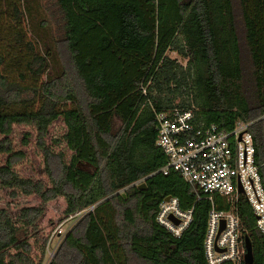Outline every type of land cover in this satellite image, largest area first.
<instances>
[{"label": "trees", "instance_id": "obj_1", "mask_svg": "<svg viewBox=\"0 0 264 264\" xmlns=\"http://www.w3.org/2000/svg\"><path fill=\"white\" fill-rule=\"evenodd\" d=\"M174 107L226 131L264 113V0H0V190L12 199L36 194L42 204L17 213L0 206V264L43 263L38 220L59 196L65 216L93 208L49 264H207L211 201L179 172L160 170L167 158L156 145L155 112ZM58 118L71 161L48 169L50 187L20 177L13 124L36 129L48 167L45 137ZM250 131L264 187V119ZM166 197L192 209L178 237L156 221ZM236 212L251 264H264V236L243 195Z\"/></svg>", "mask_w": 264, "mask_h": 264}, {"label": "built area", "instance_id": "obj_2", "mask_svg": "<svg viewBox=\"0 0 264 264\" xmlns=\"http://www.w3.org/2000/svg\"><path fill=\"white\" fill-rule=\"evenodd\" d=\"M261 119H264V113L251 121H239L233 129L226 131L196 119L191 109L174 107L155 112L156 145L167 158L160 170L163 174L170 169L179 172L187 183L211 201L203 241L207 264L224 261L239 264L243 259L245 245L236 212L239 195H243L252 208L256 227L264 236V187L260 166L255 162V143L250 131L253 123ZM215 198L227 206L216 208ZM92 208L65 216L48 231L46 258L42 264H49L55 257L66 234L63 224L76 222ZM170 216L178 223L175 224ZM191 220L192 209L182 210L175 197L164 199L156 214V221L177 237Z\"/></svg>", "mask_w": 264, "mask_h": 264}, {"label": "rangeland", "instance_id": "obj_3", "mask_svg": "<svg viewBox=\"0 0 264 264\" xmlns=\"http://www.w3.org/2000/svg\"><path fill=\"white\" fill-rule=\"evenodd\" d=\"M166 54L175 59L182 66H185L187 60L181 57L179 54L173 51H167ZM190 98V96H189ZM181 99H177L176 103H179ZM66 132V126L61 118L53 121L47 131L45 137V144L52 153V156L48 159L49 165L47 167L43 152L37 147L36 144V129L32 125L27 124H13L12 133L10 139L12 140L13 150L21 151L23 158L15 161L13 166L14 170L20 177L29 178L33 181H42L47 187H50L51 181L48 175V169L58 171L60 167V160L63 163H69L75 154L73 149H70L66 142L63 140V135ZM26 140V144H24ZM4 156V155H3ZM83 169L87 172H95L96 169L93 166L84 164ZM12 201V202H10ZM9 204V208L12 213H17L21 207L24 206H40L41 198L36 194L24 195L18 192L15 199L9 196V191L0 190V206L4 207ZM66 200L63 196H59L53 200L43 204L44 213L38 220V227L41 230V235L46 238L48 231L55 225L61 223L64 220L66 208ZM76 222L66 221L62 228L67 232L74 226ZM29 241L33 244L32 257L37 258L41 249L39 245L34 243L33 238ZM45 255L43 259L45 260ZM43 260V261H44Z\"/></svg>", "mask_w": 264, "mask_h": 264}, {"label": "water", "instance_id": "obj_4", "mask_svg": "<svg viewBox=\"0 0 264 264\" xmlns=\"http://www.w3.org/2000/svg\"><path fill=\"white\" fill-rule=\"evenodd\" d=\"M143 187V186H141ZM239 191L241 192V189L239 188ZM170 197H166L165 200L167 201ZM170 219L175 223L177 224L178 221L173 218L172 216H170ZM222 229V226L220 227V230ZM244 245H245V253H244V256H243V260H244V263L245 264H251L252 261H253V258H252V252H251V245H250V242L247 238L244 239Z\"/></svg>", "mask_w": 264, "mask_h": 264}]
</instances>
